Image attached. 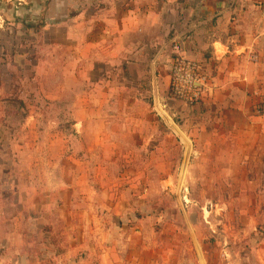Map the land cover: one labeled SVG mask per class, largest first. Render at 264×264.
I'll return each instance as SVG.
<instances>
[{
    "label": "rangeland",
    "instance_id": "1",
    "mask_svg": "<svg viewBox=\"0 0 264 264\" xmlns=\"http://www.w3.org/2000/svg\"><path fill=\"white\" fill-rule=\"evenodd\" d=\"M8 23L12 32L0 34V264H125L140 244L195 230L188 222L260 223L254 234L264 236V165L242 178L239 164L223 162L227 136L206 130L215 127L208 116H182L192 106L169 83H146L147 53L125 52L132 39L115 36L109 20L94 36L90 20L92 36L57 35L50 45ZM168 91L176 102L164 99ZM259 93L252 108L264 116Z\"/></svg>",
    "mask_w": 264,
    "mask_h": 264
},
{
    "label": "crops",
    "instance_id": "2",
    "mask_svg": "<svg viewBox=\"0 0 264 264\" xmlns=\"http://www.w3.org/2000/svg\"><path fill=\"white\" fill-rule=\"evenodd\" d=\"M0 8L3 9L1 35L12 32L10 26L5 29L2 25L12 22L31 34L37 35L33 31H38L45 35V42L49 40L50 45L57 35L92 36L90 20L94 22L96 36L109 20L115 36L135 42V48L126 45L125 52L147 53L148 60H141L146 83L155 78L157 83L168 86L171 45L174 38H180L185 56L200 65L207 79L202 100L186 108L182 116H208L215 122L214 128L206 130L227 136L220 140L223 145L227 143L229 152H225L228 156L223 162L239 164L240 177L253 176L255 166L264 165V116H257L252 108L254 93L259 95L260 88L264 93V0H0ZM159 62L165 64L160 68ZM165 98L168 104L176 102L170 91ZM159 105L162 118L185 141L187 138ZM185 224L186 228L195 230H174L171 236L162 237V245L140 244L121 261L125 264H264V236L261 232L254 234L260 223L252 226L221 220ZM202 228L206 231H201ZM248 235L251 236L247 238ZM208 238L211 241H206Z\"/></svg>",
    "mask_w": 264,
    "mask_h": 264
},
{
    "label": "built area",
    "instance_id": "3",
    "mask_svg": "<svg viewBox=\"0 0 264 264\" xmlns=\"http://www.w3.org/2000/svg\"><path fill=\"white\" fill-rule=\"evenodd\" d=\"M171 51L170 91L185 105L193 106L202 100L207 79L202 74L200 65L185 56L180 38L173 39Z\"/></svg>",
    "mask_w": 264,
    "mask_h": 264
},
{
    "label": "bare ground",
    "instance_id": "4",
    "mask_svg": "<svg viewBox=\"0 0 264 264\" xmlns=\"http://www.w3.org/2000/svg\"><path fill=\"white\" fill-rule=\"evenodd\" d=\"M160 105H158V107H159ZM163 110V109H162ZM164 111V110H163ZM162 116V115H161ZM186 141V140H185Z\"/></svg>",
    "mask_w": 264,
    "mask_h": 264
}]
</instances>
